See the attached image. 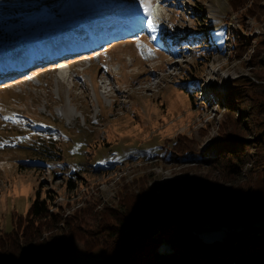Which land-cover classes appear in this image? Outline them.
Returning a JSON list of instances; mask_svg holds the SVG:
<instances>
[{
	"label": "rangeland",
	"instance_id": "374dc122",
	"mask_svg": "<svg viewBox=\"0 0 264 264\" xmlns=\"http://www.w3.org/2000/svg\"><path fill=\"white\" fill-rule=\"evenodd\" d=\"M149 2L159 7V30L145 29L140 40L110 43L141 31L140 0H0V50L8 53L0 60V233L28 212L37 195L48 198L52 212L73 216L86 209L105 224L103 231L96 224L84 234L92 250L79 248L42 264H95L106 251L121 252L138 233L131 234L130 224H118L113 215L148 210L159 194L186 195L206 184L234 188L229 158L214 162L216 155L231 146L236 134L253 136L264 129V0ZM30 15L48 19L24 40L19 36L28 29L16 23H26ZM200 29L217 48L196 43L193 32ZM74 34L84 39L73 42ZM102 37L101 44L88 45ZM73 43L76 51L67 50L64 64H41L40 71L24 76L8 73L23 61L33 63L26 71L45 63L36 58ZM97 45L101 53L96 48L87 57L85 49ZM187 78L195 80L192 91ZM68 109L74 114L66 115ZM251 124L252 134L244 129ZM176 140L171 160L144 156L143 149L163 152ZM51 142L60 159L33 151V144ZM240 152L249 157L246 150ZM115 154L124 159L119 162ZM99 156L105 166L95 169ZM25 161L44 165H19ZM65 161L79 173L72 189L66 173L54 176V168L61 170ZM244 169L239 183L263 190L264 168L252 159ZM195 228L205 240L222 238L226 211H200Z\"/></svg>",
	"mask_w": 264,
	"mask_h": 264
},
{
	"label": "trees",
	"instance_id": "16d2710c",
	"mask_svg": "<svg viewBox=\"0 0 264 264\" xmlns=\"http://www.w3.org/2000/svg\"><path fill=\"white\" fill-rule=\"evenodd\" d=\"M28 7L32 9L33 5L28 4ZM202 13L199 15L202 16ZM25 18L26 23H16L19 29H28L23 36H30L32 31L40 30L42 23L48 19L34 15ZM203 19L206 20V16ZM193 39L201 48L207 44L217 48L206 29L195 30ZM171 48H174V44ZM185 81L189 83V86L186 84L188 90L192 91L193 86L190 83L195 80L189 82L187 78ZM244 129L251 133L253 124ZM256 133H251L253 136L236 134L232 137L234 142H231V146L216 155L214 162H224L225 158H229L227 172L230 177L231 174L235 175L232 176L235 177L234 188L216 190L214 186L206 184L186 195L178 191L173 195L159 194L148 210L134 211L130 208L127 213L117 212L113 215L115 221L120 225L130 224L131 234L133 230L138 234L135 238L126 240V247L121 252L109 255L106 251L104 258L98 259L95 264H213L236 261L245 264L264 263V189L254 190L247 187L246 183H239L245 178L244 168L252 159L264 168V129ZM51 144H33V151L37 150L49 160L60 159L59 148L54 146L56 143ZM178 144L176 140L174 145H165L164 151L158 153L157 148L148 147L143 149L144 156H160L164 160H171ZM240 149L246 150L249 157H245ZM114 157L119 162L124 159L119 154ZM105 161L104 157H96V163H92V167L102 168ZM28 164L44 165L43 162L26 161L19 165L24 167ZM253 167L251 164L246 170L251 172ZM58 174H65L69 189L76 186L79 173L67 161L61 170L54 168V176ZM261 183L264 186V175ZM211 195L213 198H209ZM217 196H220V202L215 201ZM209 208H219L227 213V231L222 238L205 240L195 228L199 223L200 211ZM88 214L86 209H79L73 216H62L51 211L47 197L37 195L28 212L16 216L13 227L0 233V264H42L50 258H63L68 252L79 248L92 250L93 246L86 245L84 234H90L89 226L96 224L103 231L105 224L102 219L96 222L97 217L93 218ZM122 214L128 215V218H124ZM158 232L162 233L159 237L156 236Z\"/></svg>",
	"mask_w": 264,
	"mask_h": 264
},
{
	"label": "snow or ice",
	"instance_id": "6c2138e0",
	"mask_svg": "<svg viewBox=\"0 0 264 264\" xmlns=\"http://www.w3.org/2000/svg\"><path fill=\"white\" fill-rule=\"evenodd\" d=\"M157 2H159V0H157ZM140 4L144 9L145 15L147 16V26L149 28V30L153 33H155L157 31V25L155 24L154 20L152 19L151 16V12H152V7H151V3L149 2V0H140ZM152 39L155 40L156 36L153 35ZM139 43V42H138ZM151 51V50H149ZM5 120L10 119L9 117H4Z\"/></svg>",
	"mask_w": 264,
	"mask_h": 264
},
{
	"label": "bare ground",
	"instance_id": "6f19581e",
	"mask_svg": "<svg viewBox=\"0 0 264 264\" xmlns=\"http://www.w3.org/2000/svg\"><path fill=\"white\" fill-rule=\"evenodd\" d=\"M156 8H159V7H155V9H156ZM62 59H63V58H62ZM64 59H65V58H64ZM60 61H61V60L56 61V62H60ZM65 62H66V61H64V62L61 61L60 64H64ZM38 70L40 71V68H38ZM35 71H36V70H35ZM66 112H67V113H66ZM66 112H65V114L68 115V116H71L72 114H74V112H73L72 110H70V109H68Z\"/></svg>",
	"mask_w": 264,
	"mask_h": 264
},
{
	"label": "water",
	"instance_id": "95a60500",
	"mask_svg": "<svg viewBox=\"0 0 264 264\" xmlns=\"http://www.w3.org/2000/svg\"><path fill=\"white\" fill-rule=\"evenodd\" d=\"M231 230H233V228Z\"/></svg>",
	"mask_w": 264,
	"mask_h": 264
}]
</instances>
